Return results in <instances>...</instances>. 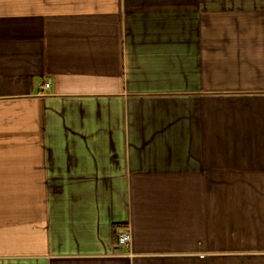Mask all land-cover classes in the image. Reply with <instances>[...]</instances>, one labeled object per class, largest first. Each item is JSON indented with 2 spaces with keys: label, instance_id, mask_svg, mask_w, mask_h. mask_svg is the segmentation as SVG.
I'll return each mask as SVG.
<instances>
[{
  "label": "crops",
  "instance_id": "1",
  "mask_svg": "<svg viewBox=\"0 0 264 264\" xmlns=\"http://www.w3.org/2000/svg\"><path fill=\"white\" fill-rule=\"evenodd\" d=\"M0 264H264V0H0Z\"/></svg>",
  "mask_w": 264,
  "mask_h": 264
},
{
  "label": "built area",
  "instance_id": "2",
  "mask_svg": "<svg viewBox=\"0 0 264 264\" xmlns=\"http://www.w3.org/2000/svg\"><path fill=\"white\" fill-rule=\"evenodd\" d=\"M45 86H48V83L44 84ZM130 240V233L129 231L125 230V229H121L117 232V241L120 245L122 246H127L128 242Z\"/></svg>",
  "mask_w": 264,
  "mask_h": 264
}]
</instances>
